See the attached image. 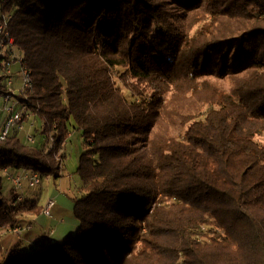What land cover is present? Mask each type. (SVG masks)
Here are the masks:
<instances>
[{
	"label": "trees",
	"instance_id": "16d2710c",
	"mask_svg": "<svg viewBox=\"0 0 264 264\" xmlns=\"http://www.w3.org/2000/svg\"><path fill=\"white\" fill-rule=\"evenodd\" d=\"M6 4L34 141L0 139V264H264V0ZM73 130L76 234L5 249L44 209L5 178H61Z\"/></svg>",
	"mask_w": 264,
	"mask_h": 264
},
{
	"label": "rangeland",
	"instance_id": "374dc122",
	"mask_svg": "<svg viewBox=\"0 0 264 264\" xmlns=\"http://www.w3.org/2000/svg\"><path fill=\"white\" fill-rule=\"evenodd\" d=\"M13 72L15 74V88L12 101L19 103L20 98L18 96L21 94L23 81L19 73V67L13 68ZM121 86L124 92H129L123 84ZM3 108L4 104L2 103L0 106V133L10 117L9 113L2 111ZM34 123L36 125L37 121ZM27 124V122H23V128L20 131V136L25 138H27L28 133L31 135L34 133L30 127L31 125ZM18 126L19 124L11 130V133L17 131ZM36 142L40 147L49 144L47 147L48 152L53 150L54 143L51 137L47 139L45 136H37ZM84 152L85 148L81 134L73 130L64 149L59 152V154L66 155L61 178L43 177L41 183L35 187H30L29 182L23 181L22 189H17L12 183L11 174L8 173V177L4 180V194L8 198L11 199L13 195H22V200H35L41 207H45L49 200H54L55 206L52 209V216L50 218L44 216L43 213L40 215L23 216L20 222L21 226L26 227L32 225L33 229L23 231L22 235L9 233L3 236L2 244L5 249L14 248L17 245H22V248L26 249V246L34 244L35 249L33 251H37L42 248V246L38 245V239L40 237L45 238L46 243H63L76 234L79 222L74 217L73 209L75 196L78 192L76 185H79L77 171L80 157ZM52 231L54 233L58 232L57 235H54V233L51 235Z\"/></svg>",
	"mask_w": 264,
	"mask_h": 264
},
{
	"label": "built area",
	"instance_id": "2783aa9c",
	"mask_svg": "<svg viewBox=\"0 0 264 264\" xmlns=\"http://www.w3.org/2000/svg\"><path fill=\"white\" fill-rule=\"evenodd\" d=\"M7 0H0V106L3 103L5 111L10 114L6 125L0 133V139L4 140L11 130L18 124V128H23L24 118L28 116V107L21 101L16 103L12 101L15 88V74L13 68L19 67V73L23 81L21 93L32 87V73L24 62V57L18 48L17 41L11 31L12 11L7 8ZM27 139L31 142L34 138L27 134ZM12 183L17 189H22L23 181L29 182L30 187H35L41 183V177L37 174L18 173L12 174ZM20 195L18 200H22ZM55 206L54 200H49L43 209V215L52 216V209ZM32 226L26 228L16 227L12 233L22 234L25 230H30Z\"/></svg>",
	"mask_w": 264,
	"mask_h": 264
},
{
	"label": "crops",
	"instance_id": "0c3cea01",
	"mask_svg": "<svg viewBox=\"0 0 264 264\" xmlns=\"http://www.w3.org/2000/svg\"><path fill=\"white\" fill-rule=\"evenodd\" d=\"M28 216H30V215H28ZM48 218H50V217H48ZM53 233H54V231L51 232V235H52ZM57 233H58V232L54 233V235H57Z\"/></svg>",
	"mask_w": 264,
	"mask_h": 264
}]
</instances>
